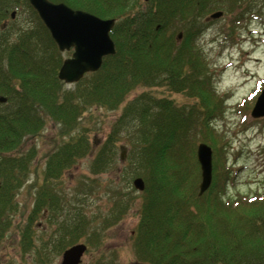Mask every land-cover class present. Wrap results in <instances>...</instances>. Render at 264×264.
<instances>
[{
	"label": "trees",
	"instance_id": "16d2710c",
	"mask_svg": "<svg viewBox=\"0 0 264 264\" xmlns=\"http://www.w3.org/2000/svg\"><path fill=\"white\" fill-rule=\"evenodd\" d=\"M51 1L103 19L115 18L111 37L116 53L106 56L97 72L65 89L58 76L64 56L33 5L29 0H0V95L7 98L6 103L0 102V239L13 226L20 207L17 195L30 180L38 153L35 145L23 146L24 137H39L48 124H55V148L46 156L33 207L19 230L21 249L34 253L37 264H50L51 254L64 252L82 237L89 250L96 247L92 238H102L105 227L125 213L130 194L114 204L103 230L96 231L93 220L80 212L73 220L65 217L62 234L54 230L48 240L41 238L36 245L33 224L40 215L58 222L66 210L59 193L61 176L91 155L93 173L109 170L117 161L121 132L127 129L131 143L127 160L132 169L124 167L123 174L146 183L139 195L141 218L133 234L140 261L264 264V194L225 199L234 170L225 156L228 141L214 124L224 99L217 97L203 51L196 47L209 24L203 20L209 13L234 14L228 23L232 31L248 15L263 18L264 0ZM21 7L34 15L35 25L8 29L4 22ZM132 92L139 94L129 98ZM180 95L184 99L177 101ZM256 97L237 105L239 114L246 115L244 121ZM99 109L120 110V114L95 148L90 124L98 119ZM203 142L214 150V173L211 187L200 196L197 147ZM94 263L114 264V260L98 257Z\"/></svg>",
	"mask_w": 264,
	"mask_h": 264
},
{
	"label": "rangeland",
	"instance_id": "374dc122",
	"mask_svg": "<svg viewBox=\"0 0 264 264\" xmlns=\"http://www.w3.org/2000/svg\"><path fill=\"white\" fill-rule=\"evenodd\" d=\"M16 10L15 18L9 17L4 22L9 26L8 29L18 31L20 28H32L35 25L34 15L27 8ZM233 17L234 14L227 13L217 19L207 20L209 24L199 35L196 46L203 51L202 57L208 67V74H211L217 97L224 99V109L220 117H216L214 124L228 141L225 156L234 170V180L227 182L225 199L228 196L237 197L239 194H264V116L254 117L249 111L248 118L244 121L246 115L244 112L239 114L237 106L242 100L251 97L264 81V15L263 18L248 15L247 20L231 31L228 23ZM182 39L183 36L180 40ZM62 54L65 59L71 55V51ZM62 82L65 89L74 88L76 85ZM153 89H157V86ZM136 94L139 93L132 92L129 98ZM176 99L181 101L184 95L176 96ZM119 112L120 110L108 112L103 109L97 112L98 119L90 124L92 142L96 148L109 135ZM46 127L39 137H24L23 146L29 148L35 145L38 153L31 166L30 180L17 195L20 207L13 217V226L6 236L0 239V264H37L34 253H23L19 230L27 222L33 207L36 187L38 182H41L45 170L46 156L56 145L53 136L58 126L48 124ZM121 133L117 161L109 170L101 174L93 173L91 155L81 159L61 176L59 193L64 198L66 210L57 218L58 222L51 223L50 219L41 215L36 219L33 224L36 245L42 242L41 238L48 240L49 234L54 230L61 233L60 226L65 217L72 219L80 212L93 220L91 226L96 228V231L103 230L104 218L111 213L114 204L120 199H126L130 194L132 199L128 209L114 224L105 227L102 238H92L91 242L96 247L86 252L81 264H97L94 262L98 257L106 261L114 260V264H133L139 260L135 254L133 234L141 218L139 195L142 191L132 184L133 179L131 180L128 174H123L124 167L128 171L132 169V163L127 160L131 144L129 131L125 129ZM122 146L125 147L126 153L124 161L120 158ZM80 241L86 242L90 247L85 237ZM98 241L100 243H97ZM62 253L51 254L50 264H61Z\"/></svg>",
	"mask_w": 264,
	"mask_h": 264
},
{
	"label": "water",
	"instance_id": "95a60500",
	"mask_svg": "<svg viewBox=\"0 0 264 264\" xmlns=\"http://www.w3.org/2000/svg\"><path fill=\"white\" fill-rule=\"evenodd\" d=\"M39 14L42 22L48 28L53 40L58 44L61 52L73 49L70 57L65 58L60 68L59 78L65 83H76L87 72H96L103 65L108 55H114L115 42L111 38V30L115 26V19L101 18L85 10L71 8L64 2L50 0H29ZM13 11L11 16L15 17ZM222 16L221 11L211 14L212 19ZM181 36V35H180ZM7 98L0 96V102ZM251 116H264V88L257 98ZM197 160L200 163L201 183L199 195L206 193L213 182V149L207 143L199 144ZM125 147L121 150V160H125ZM133 184L139 190H144V179L137 177ZM87 245L75 244L65 250L61 264H79L86 253ZM134 264H145L142 262Z\"/></svg>",
	"mask_w": 264,
	"mask_h": 264
}]
</instances>
